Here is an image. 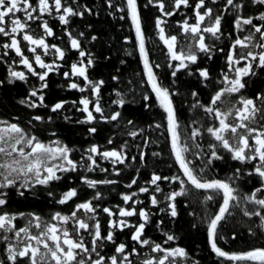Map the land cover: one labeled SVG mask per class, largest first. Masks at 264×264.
<instances>
[{"label":"snow or ice","instance_id":"snow-or-ice-1","mask_svg":"<svg viewBox=\"0 0 264 264\" xmlns=\"http://www.w3.org/2000/svg\"><path fill=\"white\" fill-rule=\"evenodd\" d=\"M106 3L109 9L114 10L109 13L110 15H114L115 12L122 13L119 19H128L134 29L147 84L151 88V93L155 95L158 107L164 113V124L155 123L149 127L163 129L168 133L171 153L182 174L161 176L153 173L147 182L150 187H140L139 193L148 194L152 208L175 219L178 216L177 198L197 196L203 192L204 195L200 199L205 211L201 223L206 224L211 252L232 264H264V247L230 253L219 246L221 240L227 242L222 229L232 218L234 209H240L243 217L248 220H252L253 217L259 218L256 227L264 232V95H258L255 99L240 95L239 99L231 102L227 108L220 107L222 104H229L225 100L226 96L239 95L246 88V77L255 76L257 70L264 71V0H223L222 4L221 0H210L211 5L217 6L215 9L209 6L206 0H196L194 5L190 0H145L144 8L152 7L159 13L155 17V28L173 62L167 65L172 69L173 82L177 74L183 72L196 77L203 87H208L213 77L207 67L201 66L202 60L212 61L217 52L224 53V48L218 47L217 42L230 40L226 53V71H222L220 79L216 81L221 87L214 92L207 104L199 100L198 91L191 92L193 102L190 109L202 111L206 118L213 121L206 128L201 123V118H194L188 126L181 125L173 102V97L179 95V92L171 91L159 82L149 61L138 0H122L120 4L114 3V0H106ZM248 6L256 7L259 14L244 15L243 12ZM188 8L192 9L193 16L186 17L178 22L177 26L185 41L191 42L178 45V36L167 33L168 21L178 13L183 14L182 9ZM18 13H23V16L17 15ZM86 13L91 15L92 10L86 5H81L79 0H71V3L69 0H36L35 4L32 0H0V38H3L0 41V49H3L0 53V63L8 64L7 82L12 84L21 81L27 84L30 82L28 74L39 82L38 86L31 87L25 99L19 101L21 105L29 109L49 108L44 95V91L49 87L48 77L54 69L61 67L59 64L46 63L41 54L37 53V49H41L43 55H48L50 50L54 51L60 61L66 56L65 50L46 42V37H52L54 32L43 17H52L61 25L68 26L72 17L83 19ZM226 14L233 16V32L227 36L222 23L226 22ZM29 22H38L37 26L43 30V35L34 36L32 34L34 30L30 31ZM245 32L246 35H241ZM65 34L68 36L70 48L81 58L71 65L70 72L63 73L66 79L72 81L68 88L81 93H91L78 102H72L76 110L84 114V119L78 120L77 123L90 125L87 132L95 135L98 131L96 125L100 121L118 122L122 119V113L112 111L108 115L105 114V109L101 105V89L105 81H93L88 74V69L95 64L93 57L82 48L80 39L68 31L67 27ZM83 35L84 33L79 34L81 37ZM96 39V36L91 37L92 41ZM21 41L26 42L25 47L28 52L34 54V60L25 55ZM131 42L130 39H125V43ZM11 52L20 58L19 63L28 74L14 69L13 64L16 61L8 63L5 58L9 57ZM155 67L159 68L160 65L156 64ZM72 77L82 79L84 86ZM119 79L117 75L112 76L113 81L119 82ZM3 83L4 81L0 80V86H3ZM116 95L120 97L121 93L116 91ZM142 99L145 102V109H150L151 94L143 95ZM66 103L57 102L49 111L58 113L65 108ZM113 103L122 109L126 101L121 98ZM94 114H99V119ZM51 119L48 117L45 121L43 116L34 114L28 124L33 125V121L48 123ZM65 119L69 120L70 117L66 116ZM127 125L131 126L132 130L127 134L133 140L143 135L144 129L137 130L133 120H128ZM205 132L210 137L207 150L202 143ZM50 135L54 137L56 133L53 131ZM112 143L113 139L110 138L108 144ZM149 143L150 139L144 137L143 144L137 145L140 149L138 157L136 155L129 157L126 152L127 142L119 149L110 150H101L100 146L93 144L85 150L80 161H76L71 156L73 149L63 145L59 140L46 144L18 123L0 120V241L5 242L6 254V260L0 259V264H136L133 257H141L142 249H147V254L140 259L139 264H199V261L191 260L184 248L165 247L169 242L176 240L174 234L165 232L163 244L146 238L145 229L151 223V217L157 213L136 208L135 205L144 203L142 200L133 199L137 192L121 194L124 205L128 207L117 205V210L109 207L100 209L99 205L94 203L103 198V193L96 190L98 186L118 184L119 181L115 179L96 180L86 175L81 176V182L89 189H93L94 194L91 199L76 204L70 215L56 212L46 221L40 215L29 213L26 226L18 227L15 221L23 218L25 214L4 211L9 204L10 190L14 189L15 195L25 197L26 192H31L37 186L47 188L53 182L64 179L61 174L77 172L79 169L86 172L99 170L109 173L108 168L101 167L97 157L108 160L112 165L110 174L117 177L122 171L119 165L129 168L138 163L143 166L147 157L144 149ZM225 153L232 161L241 165H251V169L245 173L244 169L238 167L225 180L207 178L206 170L214 161H223ZM151 155L159 157L161 153L152 152ZM197 161H200V165H197ZM138 172L137 168V177L126 184V188H132L137 184ZM245 174L249 177H258L260 181V186L249 194H241L236 186V182ZM161 182L176 184L178 190L173 189L160 199L158 194L163 192ZM77 195L76 189H70L64 192L56 203L67 204ZM48 196L53 197L54 193L49 190ZM217 198L219 207L215 214H211L207 211V205ZM161 203H166V207L161 208ZM248 205L255 207L249 209ZM99 211L109 218L106 229L102 228L98 219ZM131 217H138V222H130L128 218ZM162 223V220L158 221L157 228H160ZM68 225H71V230L66 227ZM126 230H129L131 244L117 241V233H124ZM248 232L251 236L256 235L251 226ZM231 239L235 240L237 236L233 234ZM109 244L114 248V254L111 256L105 253V248Z\"/></svg>","mask_w":264,"mask_h":264},{"label":"trees","instance_id":"trees-1","mask_svg":"<svg viewBox=\"0 0 264 264\" xmlns=\"http://www.w3.org/2000/svg\"><path fill=\"white\" fill-rule=\"evenodd\" d=\"M36 0H33L35 2ZM209 6L214 9L216 5ZM71 3V0H69ZM81 5H86L92 10V14H85L84 18L72 17L71 23L68 26H63L57 19L51 17H45L49 26L53 29L54 35L52 37H46V42L49 45L59 46L65 50L66 56L63 61H56L52 58H46L47 62H55L61 65L58 69H54L49 74L48 83L49 87L44 91L45 102L49 105V108L61 101H66L65 108L58 113H52L49 108H37L29 109L19 103L21 99L27 97L33 85L38 86L39 82L35 77L29 75V83L16 81L9 84L8 79V64L0 63V80L4 81L3 86H0V120H6L9 122L18 123L21 127L27 129L31 134L38 137L39 140L44 143H50L53 140H59L63 145L73 149L71 154L72 158L76 161H80L81 156L85 154V150L91 145L95 144L100 146L101 150L119 149L125 142H127L126 152L129 157L136 155L138 157L139 148L137 145L143 144V138L148 137L150 143L144 151L147 152L146 163L140 166L138 163L133 164L129 168H125L123 165L118 167L122 169L120 176L111 175V166L102 165L103 168H108L109 173L100 172L98 170L94 172H86L84 169H79L77 172H70L61 174L64 179L53 182L47 188L44 186H37L31 192H26L25 197H19L15 195V190H10L9 204L4 211L13 214L24 213V217H28L29 213H35L40 215L44 220H49L50 217L60 212L62 215H70L71 211L75 208L76 204L91 199L94 194L93 189H89L80 180L81 176L86 175L90 179L102 180L105 178L118 180L119 183L115 185H99L96 190L103 193V198L100 201H94L99 205V208L109 207L116 209V206H124L121 199V194L137 192L136 200H142L144 203L139 204L137 209L144 208L151 213H157L151 217V223L145 229L146 238L156 243H162L165 240L164 233L168 232L174 234L176 240L169 242L165 247H182L184 248L191 260L199 261V264H232V262L218 258L211 252L208 245L206 224L201 223L204 217L205 206L201 201L203 192L197 196L190 195L189 197L177 198V211L178 216L173 219L165 213H160L158 209L152 208L148 200V194L139 193V188L149 186L147 184L150 181L153 173L161 176H173L180 174L178 165L170 150V141L168 133L163 129L150 128L149 125L155 123L164 124V113L158 107L155 95L151 93V88L147 84V77L143 68V61L139 55V51L136 45L134 29L131 27L128 19H119L122 13L115 12L114 15H110L113 9L107 7L106 0H79ZM114 3L120 4L122 0H114ZM145 0H138L140 5L142 26L145 31V47L149 53V61L153 65V71L156 74L159 82L171 91H178L179 95L173 97L174 105L177 109L178 116L182 126H188L194 118H201V123L206 128L213 121L205 117V114L200 110L192 111L190 105L193 102L191 97L192 91L199 92V100L207 104L214 94V92L221 87L217 84V80L220 79L222 71H226V53L230 40L225 39L222 43L217 42L218 47L224 48V53L217 52L212 61L202 60L201 66L207 67L210 70L213 77L212 82L208 87H203L199 83L196 77L188 76L181 72L177 74L175 82L171 76L172 69L167 65L172 63L165 47L162 45L158 38V32L155 28V17L159 15L157 10L152 7L144 8ZM193 5L196 0H190ZM223 0H221V4ZM183 14H177L171 17L168 21L167 33L169 35L178 36V45L184 43H190L191 41H185L183 34L181 33L178 22L182 21L186 17H192V9H182ZM247 16H256L259 14L256 7L248 6L244 12ZM226 22L223 23L225 35L233 32L232 23L233 16L226 14ZM190 22H192L190 20ZM258 23V22H257ZM65 27L68 31H71L74 36L80 39L82 48L93 57L95 64L88 69L89 77L93 81L104 80L105 84L101 89L102 99L101 105L105 109V114L108 115L112 111H121L122 119L118 122L104 123L100 121L96 127L98 129L95 135H90L87 132V128L90 125L77 123L78 120L84 119V114L76 110V106L73 105V101H79L82 97L90 96V92L81 93L77 90H70L68 85L72 82L66 79L63 75L64 72H70L71 65L78 62L81 58L78 53L70 48L68 36L65 34ZM34 36L43 35V31L39 28H34ZM80 33H84L81 37ZM243 33L241 35H246ZM92 36H96L95 41L91 40ZM235 34H233L234 38ZM128 38L132 42L125 43V39ZM3 38H0L2 41ZM3 49H0V53ZM128 53H131L129 55ZM8 63L16 61L18 58L13 52L9 54V57L5 58ZM124 61V63H121ZM86 63V59H85ZM159 64L160 67L156 68L155 65ZM15 63L13 64L14 67ZM119 70V71H117ZM119 76V82L113 81L112 76ZM73 80H77L81 86H84V81L80 78L74 77ZM247 86L239 95L225 97V100L229 104H222V109L230 106L231 102H235L242 95L245 98L255 99L258 95L264 93V71L257 70V74L252 77H246ZM116 91L121 93L120 97H117ZM145 94H151L152 107L145 109L142 97ZM125 99V106L121 109L117 107L114 101L118 99ZM258 103V102H257ZM238 106V105H237ZM34 114H39L47 121L48 117H51V122L40 123L33 121V125H29L28 121ZM99 119V114H94ZM70 117L66 120L65 117ZM14 117H18V120H14ZM128 120L135 122V128L144 129L142 136L133 140L127 133L132 130L131 126L127 125ZM199 126V125H195ZM55 132L53 137L50 132ZM163 132V134H161ZM113 139L112 144H108L109 139ZM210 142V137L207 133H204L202 143L207 150V144ZM152 152H160L159 157H153ZM200 165V161L196 162ZM242 168L245 173L251 169V165H241L236 161H232L228 154L225 153V159L223 161H214L213 165L206 170V177L218 178L225 180L231 176L236 168ZM138 182L132 188H126L125 185L130 183L134 177H137ZM236 186L239 188L241 194H249L255 188L260 186L258 177H249L246 174L236 182ZM150 187V186H149ZM76 189L78 192L77 197L69 201L67 204L60 205L56 203L62 194L70 189ZM161 188L163 192L158 194V198L162 199L163 196L169 191L176 189V184H169L168 182H161ZM51 190L54 193L53 197L48 196V191ZM161 208L166 207V203H161ZM219 207V198L216 201L209 202L207 205V211L211 214H215ZM249 209L255 207L248 205ZM194 213L195 215H191ZM98 219L102 225V228H107L108 217L102 211L98 212ZM134 223L138 222V218L131 219ZM163 221L160 228H157V222ZM19 226L20 219L15 221ZM197 225L193 227V225ZM259 224V218L253 217L252 220H248L243 217L240 209L233 210V216L228 221L227 225L222 229L223 235L227 242L221 240L219 246L225 251L230 253L248 251L253 248L264 247V232H261L256 226ZM251 226L256 235H249L248 229ZM235 234L237 239L232 240V235ZM118 242H126L131 244L129 230L124 233H117ZM4 245L0 242V259H5ZM147 250V249H146ZM105 253L108 256L113 255L114 248L112 245H107Z\"/></svg>","mask_w":264,"mask_h":264},{"label":"rangeland","instance_id":"rangeland-1","mask_svg":"<svg viewBox=\"0 0 264 264\" xmlns=\"http://www.w3.org/2000/svg\"><path fill=\"white\" fill-rule=\"evenodd\" d=\"M32 2H33V0H32ZM33 3L35 4L36 1L33 2ZM17 15H19V16H23V13H18ZM45 17H49V16H45ZM45 17H43V19H45ZM51 18H52V17H51ZM29 23H30V31H31V30H34V31H32V34H35L36 32H35V29H34V28H39V27L37 26V25H38V22H36V23L29 22ZM39 29H40L41 31H43L41 28H39ZM35 35H36V34H35ZM158 38H159V35H158ZM159 40H160V39H159ZM160 41H161V40H160ZM161 43H162V45L165 47V45L163 44L162 41H161ZM25 45H26V42L21 41V47H22V49L24 50L25 55H26L30 60H34V54H33L32 52H28L27 49H26V47H25ZM165 49H166V51H167V48H166V47H165ZM13 53H14V52H13ZM37 53L41 54L42 59H43L46 63H54V64H56L55 62H47V61L45 60L46 58H52V57H55L54 59H56V61H60L59 59H57L56 54H55L54 51H52V50L49 51V54H48V55H43V51H42L41 49H37ZM14 55H15V53H14ZM17 58H18V60H17V63H15V65H14V69L17 70V71H25L26 74H28L27 71H26V69L23 67V65L19 63L20 58H19V57H17ZM171 62H172V61H171ZM172 63H173V62H172ZM34 67H36L35 64H34ZM37 70L39 71L38 68H37ZM70 70H71V68H70ZM28 75H30V74H28ZM72 78H74V77H72ZM263 95H264V93H263ZM258 103H259V102H258ZM238 106H239V105H238ZM47 144H48V143H47ZM97 161H98V163H100L101 167H103L102 165H109V166L112 167L111 163H110L108 160H101L99 157H97ZM98 171H99V170H98ZM133 199L136 200V198H133ZM138 205H139V204L135 205L136 208H137ZM123 207H128V205H124ZM115 210H117V209H115ZM132 218L134 219L135 217H131V218H128V219L130 220V222L134 223V222L131 220ZM137 218H138V217H137ZM18 219H20V222H22V223L19 224L18 227H24V226H26L29 217H23V218H18ZM108 219H109V218H108ZM15 223H16V222H15ZM66 227H69V229L71 230V225H68V226H66ZM33 231H35V229H33ZM0 242H1V244L4 245V248H5V242H2V241H0ZM141 252H142V256H141V257H133V259L136 260V264H139L140 259H142V258L147 254V250H146V249H142ZM4 253H5V252H4ZM113 254H114V253H113ZM153 255H155V254H153ZM4 256H5V258H6V254H5ZM1 257H2V255H0V258H1Z\"/></svg>","mask_w":264,"mask_h":264}]
</instances>
